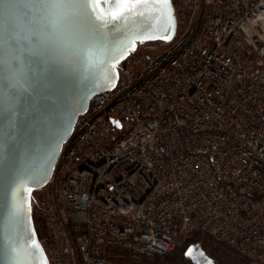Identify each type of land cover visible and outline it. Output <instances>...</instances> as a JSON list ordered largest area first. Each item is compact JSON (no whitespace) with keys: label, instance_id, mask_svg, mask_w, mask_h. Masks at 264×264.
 Returning a JSON list of instances; mask_svg holds the SVG:
<instances>
[{"label":"built area","instance_id":"2783aa9c","mask_svg":"<svg viewBox=\"0 0 264 264\" xmlns=\"http://www.w3.org/2000/svg\"><path fill=\"white\" fill-rule=\"evenodd\" d=\"M172 2L168 45L118 63L32 196L48 264L164 258L189 237L264 264V0Z\"/></svg>","mask_w":264,"mask_h":264},{"label":"water","instance_id":"95a60500","mask_svg":"<svg viewBox=\"0 0 264 264\" xmlns=\"http://www.w3.org/2000/svg\"><path fill=\"white\" fill-rule=\"evenodd\" d=\"M171 7L174 27L166 16L155 14L100 27L104 21H96L91 11L92 25L79 18L68 24L55 12L30 10L25 2L0 4V264L47 260L31 214V193L48 180L90 96L115 85L118 63L131 51V41L136 48L172 39V0ZM183 255L193 264H213L201 242L189 243Z\"/></svg>","mask_w":264,"mask_h":264},{"label":"snow or ice","instance_id":"6c2138e0","mask_svg":"<svg viewBox=\"0 0 264 264\" xmlns=\"http://www.w3.org/2000/svg\"><path fill=\"white\" fill-rule=\"evenodd\" d=\"M20 2H25L30 10L34 9L42 14L55 12L68 24H73L79 18L86 19L88 24L92 25L94 21L88 15L91 11L95 13L96 21H104L100 27H107L109 22L127 21L132 17H145L152 14H155L156 18H159L160 15L166 16L169 26L174 27L171 0H0V4L8 3L10 6ZM105 7L107 10H105ZM97 9H99V12H97ZM140 9H143V11H140ZM8 18L14 26L15 14L11 7ZM32 35L39 37V33L36 31L32 32ZM145 38L155 39L157 37L148 36ZM161 38L170 39L171 36ZM135 43V40L131 41V50L135 49ZM126 55L127 50L119 59H123ZM118 62L119 60H116V63ZM113 67H115V64H113ZM28 191L31 192V189H28ZM32 245L39 248V244L35 240L32 241ZM43 264H47L46 259L43 260Z\"/></svg>","mask_w":264,"mask_h":264},{"label":"rangeland","instance_id":"374dc122","mask_svg":"<svg viewBox=\"0 0 264 264\" xmlns=\"http://www.w3.org/2000/svg\"><path fill=\"white\" fill-rule=\"evenodd\" d=\"M169 41H162V40L146 41L144 43L138 44L137 47L139 50L154 53V52H157L160 49L164 48L165 46H167ZM42 187L34 190L31 194V198H32L33 194L34 195L39 194L40 191H42L46 186L44 188H42ZM39 225L41 227H39V229H38V231H39L38 237L42 238L43 228H42V225L40 223H39ZM36 232H37V230H36ZM180 245L177 244L175 251L171 255L165 256L164 258H157L156 260H152V261L146 262V263H145L146 258H141L142 256H136V258H135V256L123 254V253H121V251H119V254H120L119 260L125 261L129 264H193L190 260H188L183 255L184 248ZM216 246H218V245H216ZM213 247H214L213 244H209V243L205 244V248L207 249V251L210 254H213L215 256L216 260L218 261L217 264H220L221 261H224L223 256L225 257V255H222V257H221L220 255L215 253ZM218 247L221 249L223 248L220 245Z\"/></svg>","mask_w":264,"mask_h":264},{"label":"trees","instance_id":"16d2710c","mask_svg":"<svg viewBox=\"0 0 264 264\" xmlns=\"http://www.w3.org/2000/svg\"><path fill=\"white\" fill-rule=\"evenodd\" d=\"M151 41H152V40H151ZM34 224H35V228H36V230H37V234H38V233H39L38 229H39L40 226L38 225V223L36 222V220H34ZM38 236H39V234H38ZM194 239H195V240H199V241H201V244H202L203 248H204L205 251L211 256V258L213 259V264H217L218 261L216 260V258H215V256H214L213 254H210V253L207 251V249L205 248V244H206V243L213 244V246H214L213 248H214L215 253H217V254L220 255L221 257H222V255H225V257L223 256L224 261H221L220 264H249L248 260H247L245 257H242V256H240V255H238V254L233 253V252L230 251L228 248H226V247L220 245V246L223 247V248L221 249V248L218 247L219 244H214V243H212V242H204L203 240H200V239L197 238V237L180 238V240H179V242H178V245L181 244L180 246H182V247L185 249V247H186L189 243H191L192 241H195ZM216 245H218V246H216ZM183 251H184V250H183ZM121 253H123V254H128V253H126V252H121ZM128 255H129V254H128ZM119 257H120V254H119V256H118L117 259H119ZM135 258H136V257H135ZM141 258H146V259H145V263L157 259V258H149V257H143V256H142Z\"/></svg>","mask_w":264,"mask_h":264},{"label":"bare ground","instance_id":"6f19581e","mask_svg":"<svg viewBox=\"0 0 264 264\" xmlns=\"http://www.w3.org/2000/svg\"><path fill=\"white\" fill-rule=\"evenodd\" d=\"M91 97V96H90ZM77 117H79V115L77 116ZM63 144L64 143H62V147H61V149L63 148ZM61 151V150H60ZM59 157V156H58ZM50 177V176H49ZM32 194V193H31ZM31 200H32V198H31ZM31 200H30V209L32 208V204H31Z\"/></svg>","mask_w":264,"mask_h":264},{"label":"flooded vegetation","instance_id":"af4514ba","mask_svg":"<svg viewBox=\"0 0 264 264\" xmlns=\"http://www.w3.org/2000/svg\"><path fill=\"white\" fill-rule=\"evenodd\" d=\"M176 26H177V21H176Z\"/></svg>","mask_w":264,"mask_h":264}]
</instances>
